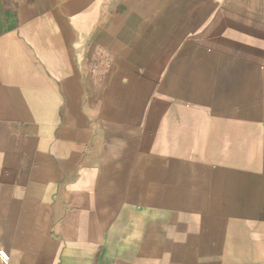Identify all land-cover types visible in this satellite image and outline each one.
I'll list each match as a JSON object with an SVG mask.
<instances>
[{
	"label": "crops",
	"instance_id": "0c3cea01",
	"mask_svg": "<svg viewBox=\"0 0 264 264\" xmlns=\"http://www.w3.org/2000/svg\"><path fill=\"white\" fill-rule=\"evenodd\" d=\"M0 264H264V0H0Z\"/></svg>",
	"mask_w": 264,
	"mask_h": 264
},
{
	"label": "built area",
	"instance_id": "2783aa9c",
	"mask_svg": "<svg viewBox=\"0 0 264 264\" xmlns=\"http://www.w3.org/2000/svg\"><path fill=\"white\" fill-rule=\"evenodd\" d=\"M0 261H1L2 263H5V262H6V260H5L4 257H0Z\"/></svg>",
	"mask_w": 264,
	"mask_h": 264
}]
</instances>
